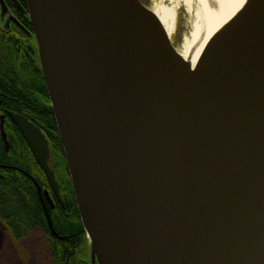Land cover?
<instances>
[{
    "label": "water",
    "instance_id": "95a60500",
    "mask_svg": "<svg viewBox=\"0 0 264 264\" xmlns=\"http://www.w3.org/2000/svg\"><path fill=\"white\" fill-rule=\"evenodd\" d=\"M27 8L94 262L264 264V0L194 70L140 0ZM8 115L62 202L46 135Z\"/></svg>",
    "mask_w": 264,
    "mask_h": 264
},
{
    "label": "trees",
    "instance_id": "16d2710c",
    "mask_svg": "<svg viewBox=\"0 0 264 264\" xmlns=\"http://www.w3.org/2000/svg\"><path fill=\"white\" fill-rule=\"evenodd\" d=\"M0 99L1 112L27 116L46 135L49 164L64 203L56 201V206L50 208L43 191L54 193L46 173L18 126L7 117L9 150L0 133V226L13 246V253L0 250V264H89L85 256L89 239L79 215L38 48L29 51L21 38L1 31Z\"/></svg>",
    "mask_w": 264,
    "mask_h": 264
},
{
    "label": "bare ground",
    "instance_id": "6f19581e",
    "mask_svg": "<svg viewBox=\"0 0 264 264\" xmlns=\"http://www.w3.org/2000/svg\"><path fill=\"white\" fill-rule=\"evenodd\" d=\"M193 15L192 39L186 37L177 53L194 70L209 49L227 37L241 22L255 0H160L151 10L169 39L176 26L180 4Z\"/></svg>",
    "mask_w": 264,
    "mask_h": 264
},
{
    "label": "flooded vegetation",
    "instance_id": "af4514ba",
    "mask_svg": "<svg viewBox=\"0 0 264 264\" xmlns=\"http://www.w3.org/2000/svg\"><path fill=\"white\" fill-rule=\"evenodd\" d=\"M0 31L1 33L12 35L15 38L17 37L21 38L25 43V47L29 51L32 47L34 48L35 46H37L33 26L29 19L27 0H0ZM1 105H2V99H0V106ZM8 112L5 113L0 111V116L6 114L5 122L7 120V117H9ZM52 192L54 193L53 189ZM50 194L54 200V207H55L56 201L57 202L60 201L56 197L55 193H54L55 197L54 195H52V193ZM60 203L64 204L63 200ZM54 207L50 206V208H54Z\"/></svg>",
    "mask_w": 264,
    "mask_h": 264
},
{
    "label": "rangeland",
    "instance_id": "374dc122",
    "mask_svg": "<svg viewBox=\"0 0 264 264\" xmlns=\"http://www.w3.org/2000/svg\"><path fill=\"white\" fill-rule=\"evenodd\" d=\"M140 1L149 10H152L154 6L156 5V3H158L160 0H140ZM192 19H193L192 13H190L188 9H186V7L183 6V4L181 3L177 11L176 26H175V30L171 38V42L175 48H181L184 42V39L186 37H190V39H192V33L194 31ZM87 238L89 239V243H88L89 251L86 253L87 255L85 256L89 258L88 263L89 264H99L98 261L94 262L92 258L91 242H90V238L88 237V235H87ZM2 249H5V251L7 250L8 253H13L11 251L13 249V246L11 242H9L8 236L3 230V227L0 226V250Z\"/></svg>",
    "mask_w": 264,
    "mask_h": 264
}]
</instances>
